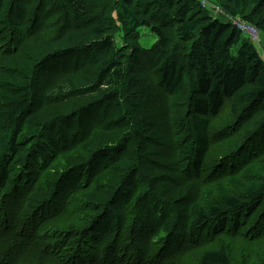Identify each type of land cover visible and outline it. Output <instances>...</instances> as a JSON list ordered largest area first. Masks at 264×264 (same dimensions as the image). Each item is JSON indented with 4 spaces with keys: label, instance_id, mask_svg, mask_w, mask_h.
<instances>
[{
    "label": "trees",
    "instance_id": "obj_1",
    "mask_svg": "<svg viewBox=\"0 0 264 264\" xmlns=\"http://www.w3.org/2000/svg\"><path fill=\"white\" fill-rule=\"evenodd\" d=\"M213 6L0 0V264H264V0Z\"/></svg>",
    "mask_w": 264,
    "mask_h": 264
},
{
    "label": "rangeland",
    "instance_id": "obj_2",
    "mask_svg": "<svg viewBox=\"0 0 264 264\" xmlns=\"http://www.w3.org/2000/svg\"><path fill=\"white\" fill-rule=\"evenodd\" d=\"M207 1L210 2L211 4H214L216 0H207ZM209 7H210V10H212L210 4H209ZM243 36L249 38L247 33H243ZM259 40L260 41H256L253 43L256 46V48L259 50V52L261 53L262 57H264V36L262 34L259 36ZM152 42H153V38L148 37V36H143L141 40L142 45L146 47L151 46Z\"/></svg>",
    "mask_w": 264,
    "mask_h": 264
},
{
    "label": "built area",
    "instance_id": "obj_3",
    "mask_svg": "<svg viewBox=\"0 0 264 264\" xmlns=\"http://www.w3.org/2000/svg\"><path fill=\"white\" fill-rule=\"evenodd\" d=\"M239 28L250 34L253 40H259V32L251 25L239 23Z\"/></svg>",
    "mask_w": 264,
    "mask_h": 264
},
{
    "label": "bare ground",
    "instance_id": "obj_4",
    "mask_svg": "<svg viewBox=\"0 0 264 264\" xmlns=\"http://www.w3.org/2000/svg\"><path fill=\"white\" fill-rule=\"evenodd\" d=\"M208 1L207 0H205V3H207ZM205 7V6H204ZM216 12H220L219 10H215ZM255 28V27H254ZM256 29V28H255ZM257 30V29H256ZM258 31V30H257ZM259 32V31H258ZM250 41H252V42H254V40L253 39H250ZM233 262V261H232ZM233 264V263H232Z\"/></svg>",
    "mask_w": 264,
    "mask_h": 264
}]
</instances>
